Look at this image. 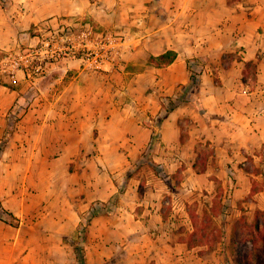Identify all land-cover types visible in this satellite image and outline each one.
I'll use <instances>...</instances> for the list:
<instances>
[{
	"label": "rangeland",
	"instance_id": "1",
	"mask_svg": "<svg viewBox=\"0 0 264 264\" xmlns=\"http://www.w3.org/2000/svg\"><path fill=\"white\" fill-rule=\"evenodd\" d=\"M167 46L183 49L193 60L204 107L216 102L220 108L210 120L183 102L191 100L182 87L188 82L173 85L164 79L170 69L149 63ZM14 60L21 66L15 77L8 71ZM243 60L258 68L257 78L254 66L247 68L246 83ZM79 66L97 74L93 103L98 108L138 112L148 104L160 106L159 116L143 119L142 130L112 127L125 134L108 148L106 160L122 170L119 191L97 206L118 213L132 177L135 197L160 206L164 239L192 247L179 264H238L239 252L250 255L255 224L264 222L259 214L264 208L256 205L264 191V141L251 144L249 130L258 106H264V0H0V88L24 90L11 107L2 101L10 138L25 110L57 99ZM22 71L26 78L17 77ZM185 72L189 75L187 67ZM173 104H179L174 109L179 119L164 125ZM131 136L140 140L139 156L115 157L118 147L128 150L124 140ZM100 142L90 150L102 147ZM30 156L25 145L12 147L10 139L0 151V205L19 218L14 227L23 222L28 228L45 211L47 164ZM7 198L10 203H3ZM89 212L79 233L66 237L69 249L49 256L19 253L14 264H87ZM5 226L0 220L1 230ZM126 252L121 249L103 264H125ZM163 259L162 264H172L170 257Z\"/></svg>",
	"mask_w": 264,
	"mask_h": 264
},
{
	"label": "crops",
	"instance_id": "2",
	"mask_svg": "<svg viewBox=\"0 0 264 264\" xmlns=\"http://www.w3.org/2000/svg\"><path fill=\"white\" fill-rule=\"evenodd\" d=\"M169 49L177 52V58L166 68H157L170 69L164 79L176 82L173 85L185 84L189 75L185 72L187 59L183 49L180 52L177 47L167 46L154 55ZM182 55L183 60L180 59ZM71 61L80 64L74 59ZM22 75L27 77L23 71L17 73V77ZM96 75L87 66H79L57 99L40 105L32 104L16 123L17 128L10 138L12 147L25 145L31 152L30 157H39L47 164L42 168L43 173L47 174L43 188L46 204L45 211L36 220L26 223L28 228H22L23 222L19 227L8 224L4 230L0 227V264H14L15 256L19 253L25 254L24 257L30 254L49 256L57 250L69 249L72 244L66 237L79 233L84 214L97 202H107L119 191L117 177L122 170L111 166L106 160L108 148L119 142V137L124 138L125 134H118L112 127L115 125L120 129L131 125L139 131L143 128L142 121L146 116H159L160 106L156 103L139 108L138 112L131 107L98 108L93 103ZM23 91V88L1 85L0 138L8 124V107L2 101L11 107L19 92ZM206 107L210 113L220 112L216 102ZM258 108L255 121L249 129L253 134L251 144L264 141V106ZM179 116L177 110L171 112L164 120V125L176 123ZM100 139L102 147L90 150V145ZM130 139L124 140L129 142V151H119L118 147L115 157L139 156L140 140L132 136ZM29 144L33 146L29 147ZM59 164L65 166L64 171L58 169ZM131 180L132 177L127 181L126 196L119 203L118 213H103L87 223L85 261L87 264H103L124 249L128 255L125 264H162L164 257H170L172 264L182 263L184 258L188 259L192 247L183 241L173 244L164 239L168 232L164 229L166 220L158 211L160 206L153 200L135 197L137 187ZM259 195L256 196V205L264 208V191ZM8 201L7 198L3 203H10Z\"/></svg>",
	"mask_w": 264,
	"mask_h": 264
},
{
	"label": "trees",
	"instance_id": "3",
	"mask_svg": "<svg viewBox=\"0 0 264 264\" xmlns=\"http://www.w3.org/2000/svg\"><path fill=\"white\" fill-rule=\"evenodd\" d=\"M177 58V52L173 49L166 50L163 53L158 55H151L149 58V63L156 67H164L170 65ZM245 69L243 70L244 78L243 82L246 83V70L251 66L255 68V78H257V64L253 60L244 61ZM187 68L189 70V80L188 83L183 85L182 87L187 92L188 97L191 99H184L183 102H190L206 119L210 120L213 116L204 106L201 100V79L199 73L196 71L195 65H193V60H187ZM196 95V96H193ZM179 104H173L170 109L166 110V113L163 117L167 116L170 112L174 111ZM10 133L6 129L3 136L0 138V151L3 150L4 146L9 142ZM105 210L100 209L97 204L93 205L91 208L89 215L86 217L88 223L92 220L93 217L103 214ZM260 215L264 217V212H260ZM259 219V218H257ZM0 220L5 222L6 224L17 226L19 224V218L13 214L12 212L6 210L0 205ZM255 231L252 232L251 241L254 245V251L250 255H245L242 253H238V264H263L264 263V222L261 227L258 221L255 224Z\"/></svg>",
	"mask_w": 264,
	"mask_h": 264
},
{
	"label": "built area",
	"instance_id": "4",
	"mask_svg": "<svg viewBox=\"0 0 264 264\" xmlns=\"http://www.w3.org/2000/svg\"><path fill=\"white\" fill-rule=\"evenodd\" d=\"M12 63H13V64L11 65V67H12L11 70L8 69V68L3 69V70H4V71H7V69H8V71L11 72L12 76L15 77V73H16V71H18V70L21 68V66H20V61H19V60H14Z\"/></svg>",
	"mask_w": 264,
	"mask_h": 264
}]
</instances>
